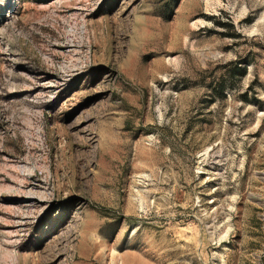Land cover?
<instances>
[{
	"label": "rangeland",
	"instance_id": "obj_1",
	"mask_svg": "<svg viewBox=\"0 0 264 264\" xmlns=\"http://www.w3.org/2000/svg\"><path fill=\"white\" fill-rule=\"evenodd\" d=\"M0 264H264V0H0Z\"/></svg>",
	"mask_w": 264,
	"mask_h": 264
},
{
	"label": "trees",
	"instance_id": "obj_2",
	"mask_svg": "<svg viewBox=\"0 0 264 264\" xmlns=\"http://www.w3.org/2000/svg\"><path fill=\"white\" fill-rule=\"evenodd\" d=\"M232 72V73H231ZM230 72V75L233 77H244L246 75V68L243 67L242 63L236 64L234 69ZM213 91L216 92L220 98H225V84L221 83L218 87L213 88Z\"/></svg>",
	"mask_w": 264,
	"mask_h": 264
}]
</instances>
